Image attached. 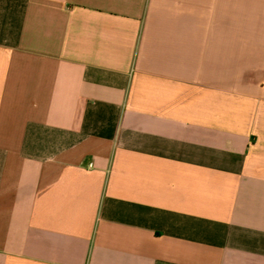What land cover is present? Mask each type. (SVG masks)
<instances>
[{
	"label": "crops",
	"instance_id": "0c3cea01",
	"mask_svg": "<svg viewBox=\"0 0 264 264\" xmlns=\"http://www.w3.org/2000/svg\"><path fill=\"white\" fill-rule=\"evenodd\" d=\"M0 264H264V0H0Z\"/></svg>",
	"mask_w": 264,
	"mask_h": 264
}]
</instances>
